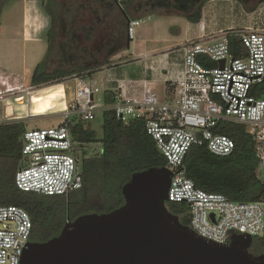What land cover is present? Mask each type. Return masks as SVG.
Listing matches in <instances>:
<instances>
[{
    "label": "built area",
    "instance_id": "2783aa9c",
    "mask_svg": "<svg viewBox=\"0 0 264 264\" xmlns=\"http://www.w3.org/2000/svg\"><path fill=\"white\" fill-rule=\"evenodd\" d=\"M141 22L143 19L129 21V38ZM232 34L241 39L244 55L231 52ZM182 51L183 69L171 81L170 95L161 99L148 90L140 97L118 94L108 107L124 123L145 119L147 133L172 172L167 202L185 204L188 226L197 235L218 243H227L236 234L264 237V194L255 201H233L196 187L183 169L192 145L205 146L217 156L231 155L234 141L214 129L219 123H236L245 126L252 136L255 173L264 185V95L257 94L264 80V31L228 28L190 40ZM87 79L75 77L71 82L73 112H66L62 123L26 129L22 134L21 165L14 177L18 189L67 196L82 186L79 153L86 144L72 138L65 121L74 114L78 120L95 118L99 105L94 95L99 88L93 79ZM31 228L24 209L0 205V264H21L23 250L31 241Z\"/></svg>",
    "mask_w": 264,
    "mask_h": 264
},
{
    "label": "trees",
    "instance_id": "16d2710c",
    "mask_svg": "<svg viewBox=\"0 0 264 264\" xmlns=\"http://www.w3.org/2000/svg\"><path fill=\"white\" fill-rule=\"evenodd\" d=\"M6 1L8 0H0V17ZM55 1L46 0L44 5V12L49 18L47 46L45 56L37 63L29 78V82L34 85L50 80L61 81L72 74L91 77L102 66L111 62L108 57L99 59L89 66L81 61L59 65V68L53 71L45 70V64L60 39L59 33L64 32V18L56 12ZM188 1L189 3L182 8L184 11L182 14L188 21L197 23L201 18L202 7L208 0ZM239 1L247 12L254 11L264 2V0H255V4L248 7L249 0ZM119 4L129 18H131L129 9L139 10L142 6L141 2L136 0H122ZM153 4L168 9V3L165 0H154ZM175 6L180 7L178 3ZM168 13L177 12L169 11L166 14ZM127 20L123 17L124 26ZM71 35L77 40H81L79 36L83 35L82 40L88 42L92 32L80 30V34ZM127 40L128 37L124 32L117 39L116 48L111 54L116 55L122 48L120 46ZM87 42H84L81 47L83 51L88 50ZM229 47L236 56L245 53L241 39L233 34L229 37ZM198 59L203 58L199 56ZM257 94L264 95V80L258 85ZM102 102L105 106L113 105L115 97L110 91L105 90L102 93ZM90 121L78 120L75 114L65 121L75 141L100 144L98 154L88 155L85 150L82 151L80 161L82 186L70 191L67 196L22 191L16 187L14 177L21 165V136L27 127L21 120L0 123V205L19 206L29 214L32 223L31 241L44 242L59 235L67 221H73L81 214L105 213L121 206L124 203L121 188L134 172L149 167L166 166L164 155L146 131L144 118H134L124 123L116 116L113 108H104L101 138L96 137ZM214 130L229 136L234 141L233 153L228 156H217L210 153L205 146L192 145L183 162L185 175L196 187L206 192L221 193L233 201L261 199L264 194V185L255 173L257 161L252 136L245 126L236 123H219ZM167 207L171 213L178 216L183 225H188L189 217L184 203L167 202ZM253 239L257 243L255 251L264 253L262 251L264 237H253Z\"/></svg>",
    "mask_w": 264,
    "mask_h": 264
},
{
    "label": "water",
    "instance_id": "95a60500",
    "mask_svg": "<svg viewBox=\"0 0 264 264\" xmlns=\"http://www.w3.org/2000/svg\"><path fill=\"white\" fill-rule=\"evenodd\" d=\"M171 176L167 167L134 172L121 206L81 214L59 235L29 241L21 264H264V253L249 250V235L218 243L183 225L167 207Z\"/></svg>",
    "mask_w": 264,
    "mask_h": 264
},
{
    "label": "rangeland",
    "instance_id": "374dc122",
    "mask_svg": "<svg viewBox=\"0 0 264 264\" xmlns=\"http://www.w3.org/2000/svg\"><path fill=\"white\" fill-rule=\"evenodd\" d=\"M121 2L122 0H116ZM152 2L154 0H141ZM110 0H56L54 7L58 14H61L65 21L72 19H78L82 13L93 17L95 15H101L105 17L109 24V30L99 33V36L91 43V48L87 51L81 49V42L72 38L70 30H65L59 33V41L51 52L49 62L46 64L53 69L58 68L59 65H67V63H78L81 61H92L95 59H104L110 57L111 62H115L121 59L134 57L130 54L131 49H139L140 46H135V43L140 42L141 34L147 35L149 32L151 35L155 34V31L159 37L163 38L165 35H175L173 32L178 28H184L190 23L189 27L193 29L196 34L198 27L187 20V18L181 15L183 6L189 3L188 0L180 2L178 0H165L168 3V9L163 6H150L142 7L138 12H133L134 16L143 17V22L135 27L134 40L130 42L128 49H124L128 43V40L120 47L124 49V54L119 56V51L116 55L105 52L94 51V46L98 43H105L109 34L115 32L119 28L117 23V10L113 7H109ZM46 0H36L32 4L23 2L22 0H8L4 3L2 8L1 20L4 24H10L11 20L16 17L24 16L25 23L22 28L25 31V37H35L37 41L28 42L27 52L33 53L34 56L29 58L26 69L15 73L17 78L10 80L8 83H1L0 81V121H24L27 129L37 127L55 126L62 123L66 117V112L72 114L73 108L70 106V101L73 95V88L71 82L75 81V77H81L77 74H72L66 79L57 81L50 80L41 84H31L29 78L32 72L35 70L36 64L44 57L46 50L47 37L46 27L48 26L49 18L44 12V5ZM178 3L180 7H176ZM145 2H143V5ZM255 4V0H249L247 2L248 7H252ZM88 5V6H86ZM88 8H86V7ZM231 9L224 8L222 14H217L220 26L233 25V28H243V26L257 27L259 30L264 31V5H259L254 11L247 12L244 5L239 2L231 3ZM95 11V12H93ZM169 11H175L177 13H168ZM152 12V13H151ZM150 13V14H149ZM145 16V17H144ZM149 17V18H148ZM239 21L240 23H238ZM69 23V22H68ZM155 23L158 26H155ZM238 24V25H237ZM241 26V27H236ZM144 30H148L144 32ZM22 37L23 34H21ZM128 37V34H127ZM184 36L172 39L171 41L182 40ZM130 41V40H129ZM112 43V42H111ZM109 43V45L111 44ZM34 46V47H32ZM119 47V48H120ZM34 48V49H30ZM15 57V55H14ZM35 63V65H34ZM31 64V66H30ZM52 64V65H51ZM133 66H127L126 70L129 73L133 70ZM89 79L90 77H83ZM87 79V80H88ZM68 83V84H67ZM98 87V86H97ZM100 88V87H99ZM103 89L100 88L94 95L95 102L99 105V108L95 111V118L90 121V126L95 131L96 137L101 138L103 134L102 125V112L105 108L102 102ZM99 142L88 143L84 146L86 154L93 155L99 153ZM80 151L79 154H81ZM264 252V247L262 248Z\"/></svg>",
    "mask_w": 264,
    "mask_h": 264
},
{
    "label": "crops",
    "instance_id": "0c3cea01",
    "mask_svg": "<svg viewBox=\"0 0 264 264\" xmlns=\"http://www.w3.org/2000/svg\"><path fill=\"white\" fill-rule=\"evenodd\" d=\"M23 2L32 4L36 0H25ZM236 2L242 4L239 0L206 1L202 7L199 22L193 23L198 27L196 34L189 27L190 23L184 28L178 26L173 32L175 35L172 36L159 37L161 34L156 33L159 27L153 35L149 32L147 35L141 34L140 42L135 43V46H140L139 49L135 48V50L131 49L130 51V54L134 57L110 62L92 74L90 79L96 82L98 88H102L103 91H110L114 97L118 94H123L125 97H140L144 90L155 92L161 99L167 97L171 93V81L183 69L182 47L188 41L196 40L202 35H216L221 30L233 28V25L220 26L217 14H222L225 7L231 9L230 4ZM260 5H264V2ZM11 21L9 25L4 24L0 17V81L3 84L17 78L15 73L22 71L24 68L26 69L29 58L34 56V52L31 54L27 52V44L30 41H37L35 37H25V31L22 28L25 23L23 15L13 18ZM155 26H158V24L155 23ZM245 27L257 28L243 26V28ZM147 31L144 30V32ZM180 36H184V38L179 41H171ZM134 37L130 42L134 40ZM128 48L130 46H126L124 49ZM124 49H122V53H119V56L125 53ZM127 66H133L131 68L133 71L129 73V70H126Z\"/></svg>",
    "mask_w": 264,
    "mask_h": 264
},
{
    "label": "flooded vegetation",
    "instance_id": "af4514ba",
    "mask_svg": "<svg viewBox=\"0 0 264 264\" xmlns=\"http://www.w3.org/2000/svg\"><path fill=\"white\" fill-rule=\"evenodd\" d=\"M136 1H140L142 6L139 8L141 9L142 7L146 6V7H149L148 5L150 6H155L153 3L154 1L152 2H148V1H141V0H136ZM143 2H145V4L143 5ZM109 7H114L116 10H117V23L119 25V28L115 30L114 33H112L111 35L109 34V36L107 37V40L105 41V43L101 44V43H98L96 46H94V51H97V52H103V54L105 52L107 53H111L112 50L114 48H116L115 46L117 45V39L120 38V35L123 34L124 32H126V35H127V30H128V24H129V21L130 20H134V19H143L141 16L140 17H137V18H133L134 17V14L133 12H138L139 10L137 8L135 9H129V16H131V18H129L127 16V14L125 13V11L122 9V7L120 6L119 2L116 1V0H110V2L108 3ZM88 6V5H86ZM85 6V7H86ZM88 8V7H86ZM95 12V11H93ZM85 13V12H84ZM82 13L81 16L76 20V19H70L69 21H65L64 19V31L65 30H70V35L71 34H80V30H82L84 32V30H89L92 32V35L90 36V40L87 42V41H83V35H80V42L81 44L83 45L84 42H87V48H91V43L99 36V33L101 32H106V31H110L109 30V24H108V21L105 17L101 16V15H95L93 17H90L88 16L86 18V13L84 14ZM152 13V12H151ZM150 14V13H149ZM123 17L127 18V22H126V25L124 26V23H123ZM64 18V17H63ZM69 22V23H68ZM48 29H49V21H48V26L46 27V37H47V32H48ZM132 38H129L128 37V43L126 45H129L130 41H131ZM130 40V41H129ZM112 42V43H111ZM109 43H111L109 45ZM47 46V44H46ZM120 46V44L118 45ZM82 47V46H81ZM45 53H46V50L44 52V56H45ZM51 57V55H50ZM50 57L48 58V61L50 60ZM43 59V58H42ZM99 59H95L92 60V61H84L86 63V66H89L91 64H94L95 62H97ZM41 61V60H40ZM37 65V64H36ZM52 65V64H51ZM47 64H45V70H48V71H53V66L52 67H48L47 68ZM59 68V67H58ZM57 69V68H55ZM257 245L256 241L253 239L252 241V245L251 247L249 248V250L253 253V254H259L255 251V246Z\"/></svg>",
    "mask_w": 264,
    "mask_h": 264
}]
</instances>
